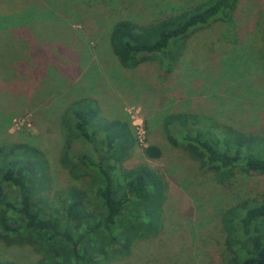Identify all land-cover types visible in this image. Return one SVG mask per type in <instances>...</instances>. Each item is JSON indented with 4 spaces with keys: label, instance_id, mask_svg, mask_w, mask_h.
<instances>
[{
    "label": "rangeland",
    "instance_id": "rangeland-1",
    "mask_svg": "<svg viewBox=\"0 0 264 264\" xmlns=\"http://www.w3.org/2000/svg\"><path fill=\"white\" fill-rule=\"evenodd\" d=\"M201 1L0 0V24L10 26L0 28V144L27 143L44 153L50 205L61 208L58 196L85 184L60 164V116L83 97L98 100L104 118L131 125L137 144L126 163L148 164L167 181L161 231L136 241L128 255L111 250L98 264H230L221 210L264 195V175L237 172L220 182L162 130L164 116L181 111L245 131L264 128V0H240L231 31L216 21L195 32L171 72L157 61L124 68L112 52L116 21L150 24ZM33 5L54 16L20 12ZM150 144L161 147L160 158L146 156ZM41 257L32 246L0 241V259L34 264Z\"/></svg>",
    "mask_w": 264,
    "mask_h": 264
},
{
    "label": "trees",
    "instance_id": "trees-1",
    "mask_svg": "<svg viewBox=\"0 0 264 264\" xmlns=\"http://www.w3.org/2000/svg\"><path fill=\"white\" fill-rule=\"evenodd\" d=\"M239 2L203 0L150 24L120 19L110 32L112 52L124 68L157 61L164 72H171L195 32L216 21L234 28ZM25 8L20 12L54 16L34 5ZM14 9L6 16H14ZM60 127V164L85 184L70 186L58 196L62 207L53 208L43 184L48 169L44 153L27 143L0 144V241L32 246L42 254L34 264H98L113 249L125 256L136 241L157 235L166 219L168 185L150 165L126 163L137 144L131 125L104 118L99 101L83 97L62 112ZM162 130L173 147L220 182L237 172L264 175V128L245 131L211 115L181 111L167 113ZM77 143L87 148L78 151ZM144 152L151 159L163 155L156 144ZM220 216L228 262L264 264V195L237 202ZM0 264L20 263L0 259Z\"/></svg>",
    "mask_w": 264,
    "mask_h": 264
},
{
    "label": "built area",
    "instance_id": "built-area-1",
    "mask_svg": "<svg viewBox=\"0 0 264 264\" xmlns=\"http://www.w3.org/2000/svg\"><path fill=\"white\" fill-rule=\"evenodd\" d=\"M138 125H140V126H141V123H138ZM140 134H143V131H142V132H140Z\"/></svg>",
    "mask_w": 264,
    "mask_h": 264
}]
</instances>
